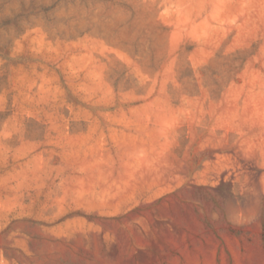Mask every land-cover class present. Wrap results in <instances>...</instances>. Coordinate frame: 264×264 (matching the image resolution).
<instances>
[{
	"label": "rangeland",
	"instance_id": "obj_1",
	"mask_svg": "<svg viewBox=\"0 0 264 264\" xmlns=\"http://www.w3.org/2000/svg\"><path fill=\"white\" fill-rule=\"evenodd\" d=\"M0 264H264V0H0Z\"/></svg>",
	"mask_w": 264,
	"mask_h": 264
}]
</instances>
